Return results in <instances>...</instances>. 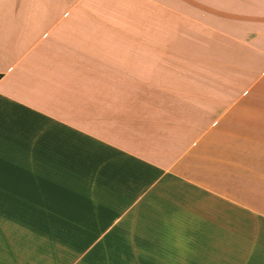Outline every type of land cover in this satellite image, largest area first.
I'll list each match as a JSON object with an SVG mask.
<instances>
[{"label":"crops","instance_id":"crops-1","mask_svg":"<svg viewBox=\"0 0 264 264\" xmlns=\"http://www.w3.org/2000/svg\"><path fill=\"white\" fill-rule=\"evenodd\" d=\"M228 1L0 0V264H264V0Z\"/></svg>","mask_w":264,"mask_h":264},{"label":"rangeland","instance_id":"rangeland-1","mask_svg":"<svg viewBox=\"0 0 264 264\" xmlns=\"http://www.w3.org/2000/svg\"><path fill=\"white\" fill-rule=\"evenodd\" d=\"M223 3L229 4V1L225 0V2H223ZM142 16H143V14H142ZM179 30H181V27H174V34H178ZM258 264H261V262H258Z\"/></svg>","mask_w":264,"mask_h":264}]
</instances>
